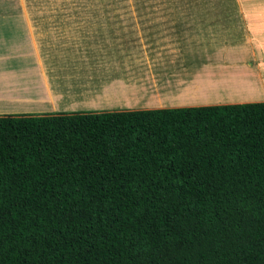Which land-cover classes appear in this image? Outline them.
I'll return each mask as SVG.
<instances>
[{
  "label": "trees",
  "instance_id": "1",
  "mask_svg": "<svg viewBox=\"0 0 264 264\" xmlns=\"http://www.w3.org/2000/svg\"><path fill=\"white\" fill-rule=\"evenodd\" d=\"M0 264H264V101L0 115Z\"/></svg>",
  "mask_w": 264,
  "mask_h": 264
},
{
  "label": "crops",
  "instance_id": "2",
  "mask_svg": "<svg viewBox=\"0 0 264 264\" xmlns=\"http://www.w3.org/2000/svg\"><path fill=\"white\" fill-rule=\"evenodd\" d=\"M243 3L247 5L242 7V10L233 12L234 19L231 20L232 25H237L241 32L238 37L233 35L230 25L231 33H225L222 27L220 30L226 37L222 38L220 30L218 37L223 46L213 51L209 62L203 63L208 70L198 69L192 72L196 74L195 79L189 74L191 77L182 80L181 86L172 91L173 94H167L165 101L156 98V102L162 104V107L156 108L264 101V0H244ZM183 15L167 13L162 26L175 30L180 25L187 29L191 21L188 20L189 16ZM202 25L201 22L194 23V27ZM81 28L84 29L65 25L45 26L38 30L27 25L22 28L24 49H6V53L0 51V115L99 110L109 108L114 103L133 105V99L126 97L131 94L123 91V82L116 83L117 80H122L119 79L120 74L111 79L108 77V71L106 75L99 73L103 78H87L81 77L83 69L74 73L73 66L68 67L72 56L76 55V52L88 50L89 44L94 47L104 44L117 47L116 42H120L110 36L91 38L90 34L80 32ZM209 28L211 27L206 25L205 29ZM195 33L194 40L200 41L201 34L199 36ZM207 33L208 31H205L202 36L206 37ZM9 36L6 35V38H11ZM188 37L186 32L161 37L160 40L151 37L150 45L157 52L154 55L152 49V60L167 62L165 59H170L168 55L172 54L184 63H198L199 67L202 62L200 55L198 52L189 51L193 40L183 42ZM8 42L11 41L7 40L6 43ZM15 44L17 43L12 45ZM218 45L212 43L209 51ZM181 49L183 54H180ZM90 51L91 57L94 58L96 49ZM176 52H179V57L174 54ZM6 57H16L15 63ZM204 81L207 83H202ZM66 82L69 83L68 86Z\"/></svg>",
  "mask_w": 264,
  "mask_h": 264
},
{
  "label": "rangeland",
  "instance_id": "3",
  "mask_svg": "<svg viewBox=\"0 0 264 264\" xmlns=\"http://www.w3.org/2000/svg\"><path fill=\"white\" fill-rule=\"evenodd\" d=\"M243 2L244 0H0V51L6 53L7 50L24 49L22 28L27 25L36 27L38 30L45 26H79L84 28H81L80 32L90 34L91 38L96 36L109 38L110 36L120 41L116 42L117 47L105 44L94 47L89 44L88 50L76 52V55L71 58V64L68 65V67L73 66L74 73L83 69L81 77L103 78L99 73L106 75L109 71L108 77L112 79L120 74L119 79L122 80H117L116 83L123 82V91L131 94L126 97L133 99L131 102L133 105L114 103L109 108L99 110L162 107V104L156 102V98L165 101L167 94H171L181 86L182 80H187L191 76L195 79L196 74L192 72L198 69L199 71L208 70L203 63L209 62L208 59H211L213 51L223 46L218 37L222 27L225 33H231L232 28L233 35L238 37L241 32L237 25L236 27L232 25L231 20L234 19L233 12H238L247 5ZM167 13L189 16L188 20L191 22L188 28L183 29L180 25L175 30L164 28L162 24ZM195 22H201L203 25L194 27ZM206 25L211 28L205 29ZM226 28L228 30H225ZM205 31L208 33L206 37H203L202 34ZM220 31L222 38H225L224 32ZM40 32L42 33L43 30ZM185 32L189 34V37L183 42L193 40L189 51L198 52L202 59L199 67L198 63L188 61L184 63L182 59L175 58L172 54L168 55L170 59H165L168 63L152 60L151 37L160 40L161 37ZM195 32L199 36L201 34L200 41L194 40ZM6 35H10L12 39H7ZM7 40L11 42L6 43ZM14 42L17 44L12 45ZM212 43L220 45L214 46L213 50L209 51ZM91 49H96L94 58L91 57ZM182 50L180 54H183ZM155 54L157 52L154 50ZM174 54L179 57V52ZM15 58L6 57L10 62ZM18 58L20 61V57ZM106 81L108 80H103V82ZM68 85L69 83L66 82V86ZM113 85H115L114 82ZM57 91L59 92L60 89ZM135 100L137 102L134 103Z\"/></svg>",
  "mask_w": 264,
  "mask_h": 264
}]
</instances>
